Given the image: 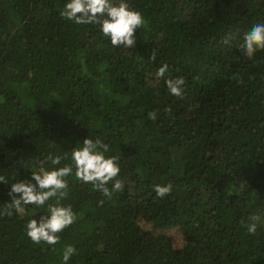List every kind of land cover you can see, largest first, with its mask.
<instances>
[{"label":"trees","instance_id":"trees-1","mask_svg":"<svg viewBox=\"0 0 264 264\" xmlns=\"http://www.w3.org/2000/svg\"><path fill=\"white\" fill-rule=\"evenodd\" d=\"M67 2L0 0V211L12 183L72 164L86 138L109 145L124 189L108 199L73 168L61 204L77 220L55 250L27 237L47 211L29 205L0 215V264H62L69 244V264H264V51L239 50L264 0H127L145 22L132 48L61 17Z\"/></svg>","mask_w":264,"mask_h":264},{"label":"clouds","instance_id":"clouds-1","mask_svg":"<svg viewBox=\"0 0 264 264\" xmlns=\"http://www.w3.org/2000/svg\"><path fill=\"white\" fill-rule=\"evenodd\" d=\"M60 16L74 21L79 25H97L106 37L110 38L114 48H132L136 44V32L144 25L142 14L131 8L127 0H69L60 11ZM243 43L239 50L247 59H253L258 50L264 51V22L256 23L242 37ZM225 44L229 39L225 38ZM156 51L151 54V60H155ZM168 64H163L155 73V78L160 80L168 72ZM165 84L169 93L178 98H183L185 79L183 77H168ZM170 111V109L168 110ZM149 118L155 120L156 113L150 112ZM109 145L99 138L95 141L91 138L83 140L82 147L72 149V164L63 167L45 170L44 162L40 163V170H32L30 180L12 183L8 191L11 201L4 205L0 215L11 217L14 213H22L31 205L37 208H45L46 214L39 220L30 219L26 225L27 237L37 245L46 244L53 247L60 243V233L72 226L77 215L71 205L63 206L61 201L69 194V183L66 179L73 174L75 179L84 183H90L93 189L101 192L111 199L113 194L124 189V182L119 179L120 167L116 157H106ZM60 156L48 155L47 160L52 165L61 164ZM35 181V183H32ZM0 183L7 184L4 176H0ZM111 183V189L108 185ZM173 185H155L153 191L157 198H164L171 194ZM55 200V203H48ZM247 226L249 233L255 234L259 215L250 216ZM74 245H65L62 251V264H69L70 259L76 254Z\"/></svg>","mask_w":264,"mask_h":264}]
</instances>
